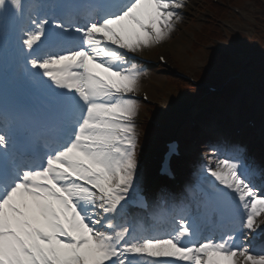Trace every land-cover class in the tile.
<instances>
[{"label":"snow or ice","instance_id":"6c2138e0","mask_svg":"<svg viewBox=\"0 0 264 264\" xmlns=\"http://www.w3.org/2000/svg\"><path fill=\"white\" fill-rule=\"evenodd\" d=\"M185 0H0V62L32 103L0 123V264H264L254 169L213 152L195 208L129 212L139 184L142 67ZM146 98V97H145ZM264 175V168L259 169ZM167 193L157 194V200ZM264 231V229H261Z\"/></svg>","mask_w":264,"mask_h":264},{"label":"rangeland","instance_id":"374dc122","mask_svg":"<svg viewBox=\"0 0 264 264\" xmlns=\"http://www.w3.org/2000/svg\"><path fill=\"white\" fill-rule=\"evenodd\" d=\"M225 6L232 5L233 7H236L238 10H242L246 16L245 22L244 21V15L241 14L238 16V18L241 21L236 20L233 24L234 27L237 28L236 33L233 31H230L228 35L233 39L234 43L239 44V48H232L228 42L230 38H228L227 41H225L222 45V48H224L226 51L231 52V55L234 59V61H237L235 59V55L238 54L239 59L242 61L241 63L244 62L247 64L249 60H253L255 62L258 61L259 57L264 55V4L260 0H220ZM185 7L181 9V15L182 19L177 24L176 29L170 37L166 40L170 41L173 43V50L176 52V55H170V59L172 62L177 65L178 67L182 69H188V70H195V71H203L205 66L207 65V60L210 57V53H205L202 50L192 52L190 49L194 48L200 49V47L196 46L194 43V37L197 31H199L203 26L207 25L205 29L203 30L206 31L211 27V24H209L212 19L214 18H209L210 21L208 22V15L210 14L201 7V0H185ZM238 7V8H237ZM223 17H226L224 15ZM249 17V18H248ZM216 23V22H214ZM245 23V25L243 24ZM260 26L259 29L257 26ZM222 30L227 29L228 27L224 26L223 24L219 25ZM246 29L242 30V29ZM234 35V36H233ZM244 38L247 39L250 43H240L241 41H244ZM212 39V38H211ZM211 39H203V41H200L204 44L211 43ZM197 41H199L198 36H197ZM213 43V42H212ZM251 43H256L257 47L260 45V49L263 50V53L260 55H257L256 53H250L248 52H253V44ZM216 44V43H215ZM177 45V48L175 47ZM218 45V44H217ZM210 46V45H209ZM241 49L247 51L241 53ZM159 50H156V48L151 47L144 49L142 53H144L145 56H149L151 58H156L159 54H164V52H160ZM141 54V53H139ZM239 61V60H238ZM261 61V58L259 62ZM240 64V61L238 62ZM241 66V64H240ZM215 67V65L213 66ZM260 69V68H259ZM261 70V69H260ZM263 70V69H262ZM252 72L253 70H248L249 73ZM157 75H164L167 71L162 68L161 70H156ZM198 73V72H197ZM244 73V74H245ZM253 73V79H263L264 75L259 71L257 74ZM220 73L217 72L215 75H219ZM156 75V76H157ZM255 77V79H254ZM249 79V78H247ZM244 76L241 82H247V80ZM260 80H255V87H248V85H244V87H235L234 88V94H231L226 87H217L218 88V95H212L208 96L206 88L208 87H188L187 85L179 82H166L167 79L165 76L162 78H154L153 80H149L146 83H148L147 87H140L139 94L143 91L148 94L151 100V106L147 105L148 107L139 106V117H138V124H139V132L140 136L142 138L145 137V134L147 133L148 129V123L150 120L155 119V115L153 111L156 109L158 112L162 114V119L164 120L163 122L168 124L170 122V119H172V116L174 115H169V110L167 112H164L165 107L167 105L169 106V109L173 108V113L179 109V107L183 105L187 106H194L197 110L203 111L205 110V113H210L216 117L218 114V111L220 110H227L226 112H221L220 115L216 118L218 119L217 121H220V124L223 126V121L225 120L226 123H229V119L234 118V114L237 115H242V118L245 120L244 123V129L243 133L247 132L249 126H248V121H257V124H260L261 118L259 117L260 115L264 114V82L261 83ZM206 83V82H205ZM224 84V81L220 82L218 85ZM174 86V87H173ZM251 86V84H250ZM170 102V104H169ZM166 103V104H164ZM240 106V107H239ZM163 107V108H162ZM175 107H177L175 109ZM208 109V110H207ZM243 109V110H242ZM253 109L254 112L256 113V116L254 115L253 117H248L249 112ZM151 110V111H150ZM155 111V112H157ZM224 113V114H223ZM217 114V115H216ZM225 114L233 115V116H227L225 117ZM259 116L257 117V115ZM182 119V117L180 118ZM147 123V124H146ZM219 122H215L213 125L217 129L220 124ZM233 124V123H232ZM256 125L257 128L260 129V127ZM233 127L237 128L236 125L233 124ZM225 129V128H224ZM256 133V129L254 131ZM232 137H237V135L233 132H231ZM148 136V133H147ZM146 136V138H147ZM157 142L154 143V145ZM161 145H157L155 148H160ZM242 152V150H241ZM239 153V156L241 154ZM202 154V153H201ZM154 155V153L152 154ZM205 155L202 157L204 158ZM201 157V156H200ZM151 160H149L150 162ZM193 168H187V169H195L193 164H191ZM149 167L147 164L143 163V170L141 171V163H139V177H141V174L145 178L147 175ZM138 177V178H139ZM259 218V217H258ZM260 224L264 223V215H261L259 218ZM241 259V258H240Z\"/></svg>","mask_w":264,"mask_h":264},{"label":"bare ground","instance_id":"6f19581e","mask_svg":"<svg viewBox=\"0 0 264 264\" xmlns=\"http://www.w3.org/2000/svg\"><path fill=\"white\" fill-rule=\"evenodd\" d=\"M185 106H186V105H182V106L180 107V109H179L180 111H179L178 113H176V117H177V115H179L181 112L185 111V109H184ZM239 107H240V106H239ZM227 110H228V109H227ZM227 110H226V111H227ZM223 111L226 112L225 110H220V111H218V114L220 115V113L223 112ZM210 112H211V111H210ZM206 113H207V112H206ZM223 114H224V113H223ZM216 115H217V114H216ZM219 115H217L216 117H218ZM249 115L253 117L254 115L256 116V113H255L254 111H251V112L249 113ZM257 116H258V115H257ZM203 118L206 119V121L208 120V118H207L206 116L201 115V120H202ZM172 121H175V120L172 119ZM259 122H260V124H261V125H260V126H261L260 128L263 129L262 132H264V114L261 116V121H259ZM233 148H234V150H236V151L238 150V145H237V143L234 142ZM157 155H158V153H157ZM190 180H191V179H190ZM187 181H188L187 178H186L185 180L183 179L184 184L188 186V185H190V183H187ZM186 183H187V184H186ZM187 186H184L185 191H186V189H187ZM262 248H263V247H260V248H258V249H262Z\"/></svg>","mask_w":264,"mask_h":264}]
</instances>
